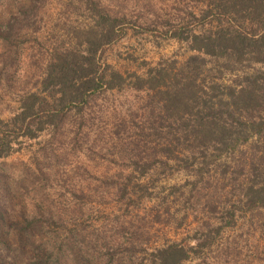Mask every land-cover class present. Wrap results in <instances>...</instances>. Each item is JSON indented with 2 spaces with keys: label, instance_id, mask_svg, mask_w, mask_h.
<instances>
[{
  "label": "rangeland",
  "instance_id": "obj_1",
  "mask_svg": "<svg viewBox=\"0 0 264 264\" xmlns=\"http://www.w3.org/2000/svg\"><path fill=\"white\" fill-rule=\"evenodd\" d=\"M94 1L113 15L126 16L124 38L101 53V62L124 77L146 78L150 69L179 67L195 56L205 59L206 71H222L217 81L227 84L237 73L251 71H228L223 59L166 38L171 26L187 21V13L198 11L205 0ZM87 2L0 0L1 120L11 119L22 97L37 91L53 50L75 45L73 31L93 25ZM13 18L19 23L8 34L2 26ZM129 83L92 100L61 129L34 140L20 138L12 153L0 159V264H34V240L40 235L24 231L26 216L45 221L53 214L52 231L65 237L75 230L94 259L109 253L117 258L110 264H149L156 249L174 243L194 246L197 232L208 231L226 209L238 206L240 187L226 186L221 169L194 187L195 178L188 180L186 170L155 163L168 156L162 151L166 141L145 122L147 91ZM148 164L153 166L146 170ZM230 173L226 177L232 178ZM106 262L101 257L99 264ZM185 264H264V209L238 211L235 225Z\"/></svg>",
  "mask_w": 264,
  "mask_h": 264
},
{
  "label": "trees",
  "instance_id": "obj_2",
  "mask_svg": "<svg viewBox=\"0 0 264 264\" xmlns=\"http://www.w3.org/2000/svg\"><path fill=\"white\" fill-rule=\"evenodd\" d=\"M86 4L93 25L73 31L75 45L53 50L37 91L22 97L11 119H0V159L12 153L20 138L34 140L47 130L61 129L73 113H83L92 100L121 90L130 80L134 90L147 91L145 122L166 141L162 151L168 156L155 163L186 170L188 180L195 178L194 187L217 176L220 169L226 186L240 187L238 206L226 209L208 231L197 232L194 246L167 245L153 251L149 260L185 264L211 249L222 231L235 225L238 211L264 209V0H205L198 11L187 13V21L166 32V38L188 43L193 52L223 59L228 71L251 68L237 73L229 84L217 81L222 71H206L201 56L179 67L160 65L146 78L124 77L101 62V53L124 38L126 16L113 15L94 0ZM18 23L13 18L2 28L9 34ZM229 170L232 178L226 177ZM38 216H26L23 222L25 232L37 230L40 235L38 241L31 239L38 243L31 257L34 264H99L101 257L108 258L106 264L117 261L109 253H97L94 259L75 230L61 237L51 229L53 214L45 221L36 220Z\"/></svg>",
  "mask_w": 264,
  "mask_h": 264
}]
</instances>
